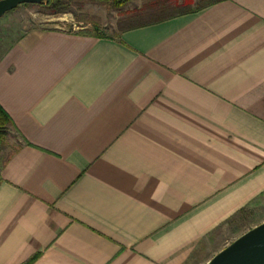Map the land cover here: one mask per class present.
Segmentation results:
<instances>
[{
  "label": "crops",
  "instance_id": "1",
  "mask_svg": "<svg viewBox=\"0 0 264 264\" xmlns=\"http://www.w3.org/2000/svg\"><path fill=\"white\" fill-rule=\"evenodd\" d=\"M85 30L0 57V264H194L264 194V0Z\"/></svg>",
  "mask_w": 264,
  "mask_h": 264
},
{
  "label": "rangeland",
  "instance_id": "2",
  "mask_svg": "<svg viewBox=\"0 0 264 264\" xmlns=\"http://www.w3.org/2000/svg\"><path fill=\"white\" fill-rule=\"evenodd\" d=\"M182 1V0H181ZM198 1V0H195ZM143 0H133L120 11H107L105 8L87 4L76 9V15L87 16L93 21L77 22L72 15L52 16L33 6H19L0 19V57L28 30L39 28L43 30H62L76 33L85 28L87 33H93V24L99 25V31L105 37H114L117 32L116 22L121 14L133 12L142 7ZM142 19L140 22H144ZM17 139L14 132L6 138L7 149L0 153V167ZM264 222V194L255 200L249 207L233 220L225 224L220 231L205 240L194 258V264H206L213 256L230 245L241 235Z\"/></svg>",
  "mask_w": 264,
  "mask_h": 264
},
{
  "label": "trees",
  "instance_id": "3",
  "mask_svg": "<svg viewBox=\"0 0 264 264\" xmlns=\"http://www.w3.org/2000/svg\"><path fill=\"white\" fill-rule=\"evenodd\" d=\"M132 1L133 0H44L38 5L25 4L22 6H35L52 16H61L66 14L72 15L77 22H80L81 20V22H94L95 20L97 21V19H90L87 16H77L75 10L81 9L84 5L92 4L101 6L107 11H120ZM222 1L225 0H143L142 7L140 9L120 15L116 22L117 31L120 32L131 28L154 24L178 15L194 13L206 8L207 6L214 5ZM142 19H145V21L140 22ZM92 34L95 37H105L99 31L98 24H93ZM11 132H14L13 123L11 122L9 116L0 107V153L3 152L4 149L8 148L6 138ZM11 155L12 152L10 151L5 158V161L1 163L0 170L4 167L6 161ZM34 260L35 258H32L25 264H32Z\"/></svg>",
  "mask_w": 264,
  "mask_h": 264
},
{
  "label": "water",
  "instance_id": "4",
  "mask_svg": "<svg viewBox=\"0 0 264 264\" xmlns=\"http://www.w3.org/2000/svg\"><path fill=\"white\" fill-rule=\"evenodd\" d=\"M44 0H0V19L19 6ZM206 264H264V222L247 231Z\"/></svg>",
  "mask_w": 264,
  "mask_h": 264
}]
</instances>
